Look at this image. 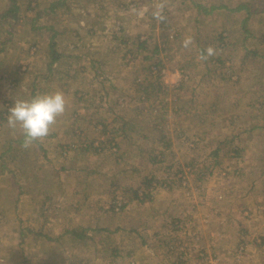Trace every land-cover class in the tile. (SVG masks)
Returning <instances> with one entry per match:
<instances>
[{
  "label": "rangeland",
  "instance_id": "obj_1",
  "mask_svg": "<svg viewBox=\"0 0 264 264\" xmlns=\"http://www.w3.org/2000/svg\"><path fill=\"white\" fill-rule=\"evenodd\" d=\"M56 91L66 111L23 148L9 109ZM0 246L264 264V0H0Z\"/></svg>",
  "mask_w": 264,
  "mask_h": 264
},
{
  "label": "clouds",
  "instance_id": "obj_2",
  "mask_svg": "<svg viewBox=\"0 0 264 264\" xmlns=\"http://www.w3.org/2000/svg\"><path fill=\"white\" fill-rule=\"evenodd\" d=\"M207 55H212L211 48L207 49ZM65 111L64 93L56 91L36 95L29 100H17L9 109L6 120L10 129L22 130V147L27 149L38 140L48 136L50 128Z\"/></svg>",
  "mask_w": 264,
  "mask_h": 264
},
{
  "label": "trees",
  "instance_id": "obj_3",
  "mask_svg": "<svg viewBox=\"0 0 264 264\" xmlns=\"http://www.w3.org/2000/svg\"><path fill=\"white\" fill-rule=\"evenodd\" d=\"M8 27H11V26H10V25H8ZM56 57H58V56H56ZM47 200H49V199H47ZM70 234L74 235V233H73V232H70Z\"/></svg>",
  "mask_w": 264,
  "mask_h": 264
},
{
  "label": "crops",
  "instance_id": "obj_4",
  "mask_svg": "<svg viewBox=\"0 0 264 264\" xmlns=\"http://www.w3.org/2000/svg\"><path fill=\"white\" fill-rule=\"evenodd\" d=\"M68 234H70V232L68 233ZM1 247V246H0ZM5 247H7V246H5ZM2 248V247H1Z\"/></svg>",
  "mask_w": 264,
  "mask_h": 264
}]
</instances>
